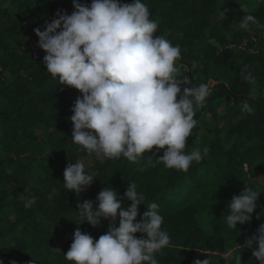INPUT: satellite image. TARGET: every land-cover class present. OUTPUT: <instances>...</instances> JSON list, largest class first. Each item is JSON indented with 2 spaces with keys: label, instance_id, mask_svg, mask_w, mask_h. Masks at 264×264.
I'll return each mask as SVG.
<instances>
[{
  "label": "trees",
  "instance_id": "1",
  "mask_svg": "<svg viewBox=\"0 0 264 264\" xmlns=\"http://www.w3.org/2000/svg\"><path fill=\"white\" fill-rule=\"evenodd\" d=\"M142 2L157 22L154 35L181 49L177 79L188 76L192 87L210 86L211 95L196 110L197 124L186 148L206 147L207 155L182 172L157 163L164 149L157 152L155 147L135 164L82 150L72 142L69 119L80 93L46 71V53L33 31L43 30L58 11L70 15L72 0H0V264H72L64 256L70 248L66 237L78 228L95 243L119 224L117 216L114 221L101 218L93 227L78 215L77 203L88 200L96 206L105 186L121 199L129 182L145 198L134 223L153 202L164 218L162 229L170 244L156 255L159 264H193L206 258L213 264H236L237 255L241 264H259L244 241L264 224V187L255 183L264 177V0ZM248 14L260 26L241 28ZM249 73L254 82L245 79ZM244 102L251 113L242 110ZM38 127L45 129L41 137L35 134ZM150 156L155 166L148 163ZM71 162H83L94 178L81 193L63 185V172ZM245 186L261 192L257 206L248 223L230 230L225 220L228 202ZM206 189L220 195L209 197ZM32 196L35 203L25 208V199ZM57 242L61 246L54 250Z\"/></svg>",
  "mask_w": 264,
  "mask_h": 264
},
{
  "label": "clouds",
  "instance_id": "2",
  "mask_svg": "<svg viewBox=\"0 0 264 264\" xmlns=\"http://www.w3.org/2000/svg\"><path fill=\"white\" fill-rule=\"evenodd\" d=\"M72 6L70 15L58 11L51 22L45 21L43 30H33L38 47L46 53L42 61L46 71L80 93L69 118L72 142L89 155L123 157L133 164L154 147L157 152L164 149L157 163L168 169L187 172L193 162L200 163L208 149L189 152L186 148L197 124L196 110L205 104L211 89L207 83L192 87L188 76L177 79L181 76L176 67L181 49L154 35L158 25L150 19L149 7L142 0H91L90 5L72 0ZM250 23L258 25L253 15H245L240 27L247 30ZM245 79L254 82L250 73ZM182 85L188 86L182 91ZM242 110L253 111L247 102ZM151 157L148 163L155 166ZM93 180L83 162L68 163L63 172L64 188L75 193H81ZM260 193L245 186L230 199L225 217L230 230L250 221ZM121 199L105 186L96 197V206L88 200L77 203L78 215L91 226H98L101 218L114 221L117 216L119 224L95 243L77 228L64 255L66 260L72 264H159L156 255L170 244V236L162 229L164 218L158 204L148 205L140 221L134 223L138 205L145 199L136 183L129 182ZM34 203V196L26 198L24 207ZM244 246L254 249L252 257L264 264V224L257 234L245 239ZM193 264L213 261L206 258ZM236 264H241L240 255Z\"/></svg>",
  "mask_w": 264,
  "mask_h": 264
},
{
  "label": "rangeland",
  "instance_id": "3",
  "mask_svg": "<svg viewBox=\"0 0 264 264\" xmlns=\"http://www.w3.org/2000/svg\"><path fill=\"white\" fill-rule=\"evenodd\" d=\"M45 132V129L42 128V127H38L36 130H35V134L39 137L43 136ZM89 160L88 159H85L84 163L85 165H89L90 162H88ZM255 183H258L260 186H263L264 187V177H260V178H257L255 180ZM206 194L210 197V196H219L220 193H219V190H215V191H212V190H208L206 189L205 190ZM65 246H69L71 245V243L73 242V236L72 235H69L68 237H66L65 239ZM61 246V243L60 242H57L55 244H53V248L54 250H58Z\"/></svg>",
  "mask_w": 264,
  "mask_h": 264
}]
</instances>
